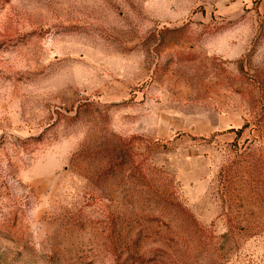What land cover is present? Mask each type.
<instances>
[{
  "label": "rangeland",
  "instance_id": "rangeland-1",
  "mask_svg": "<svg viewBox=\"0 0 264 264\" xmlns=\"http://www.w3.org/2000/svg\"><path fill=\"white\" fill-rule=\"evenodd\" d=\"M0 264H264V0H0Z\"/></svg>",
  "mask_w": 264,
  "mask_h": 264
}]
</instances>
